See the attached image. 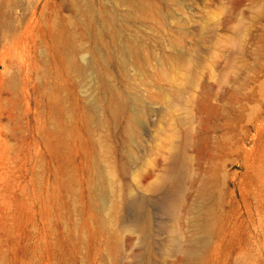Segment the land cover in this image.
Here are the masks:
<instances>
[{"label":"rangeland","instance_id":"rangeland-1","mask_svg":"<svg viewBox=\"0 0 264 264\" xmlns=\"http://www.w3.org/2000/svg\"><path fill=\"white\" fill-rule=\"evenodd\" d=\"M15 1L18 13L14 21L5 13L3 25L18 27L23 16L39 14L40 52L47 50L42 46L50 22L65 21L86 46L78 53L82 64L90 61L89 49L96 50L125 104L117 122L109 119L102 129L86 126L92 69L84 76L60 68L53 76H33L27 92L21 80L16 91L0 89V264H185L177 246L186 244V238L173 234L171 225L177 213L180 221L184 218L192 182L199 177L210 180L208 204L220 206V211L216 208L219 217L205 241L200 231L196 264H264V0H151L160 15L132 18L117 39L135 38L148 54V62L128 65L114 51L107 53L70 0ZM117 5L122 12L128 8ZM0 33V53L17 74L20 44L8 41L5 29ZM237 35L242 37L240 48L226 44V37ZM169 36H178L181 43L173 46ZM105 39L111 44L110 36ZM164 52L171 55L165 60L167 81L155 73ZM150 73L156 74L154 85L146 81ZM49 90L61 98V122L71 130L64 146L50 143L42 133ZM159 90L165 92L162 97L154 93ZM139 108L146 115L136 120ZM132 120L134 130L124 141V128ZM186 127L193 130L178 185L151 194L147 188L171 161V145L180 140L177 131ZM99 135L108 146L102 148L103 162L87 146ZM106 164L115 169L120 217L147 222L142 237L122 228L121 218L115 225L108 219L105 196L94 189L100 165ZM182 198L186 203L177 211L173 201ZM110 226L116 228L115 236Z\"/></svg>","mask_w":264,"mask_h":264},{"label":"bare ground","instance_id":"bare-ground-1","mask_svg":"<svg viewBox=\"0 0 264 264\" xmlns=\"http://www.w3.org/2000/svg\"><path fill=\"white\" fill-rule=\"evenodd\" d=\"M111 1L115 3L114 6H109L108 4H102L100 6L96 0H70L74 9L77 11L80 17H82L81 20L85 27L90 31L92 28L95 29L94 37L100 40L108 54H112L114 51L115 54H117L122 59L123 65H128L133 61L148 62V54H146L145 47L139 40L132 37H126L124 42H119L117 39L120 37L122 30L132 18H148L160 15L158 4L151 0ZM120 3L127 4V10L122 12L117 7V4ZM17 7L20 6L16 4L15 0H0V30L2 31V28L3 30L5 29V36L11 37L10 40L4 37L6 40L12 41L13 39L12 42L15 44H20V49L15 60L17 74L11 72L12 66L14 65L12 61L8 60L4 54L0 53L2 56H0V66L1 64L3 66V69L0 68V89L16 91L19 83L22 82L21 87L27 92L29 91L30 79L33 76L43 77L44 74H48L50 72L53 73V76L54 73L56 75V73L59 72L58 68H60L66 74L71 75L73 73H77L84 76L87 72V69H92L94 74V81L91 85L93 99L90 105L89 113L87 114L84 123L88 127L93 125L96 129H102L106 126L109 119L117 122L120 109L125 104V99L121 89L115 84L111 83L107 78L105 73V64L100 54L94 49H89L91 52L90 61L87 65L82 64L78 53H80L82 47L85 48L86 46L78 43L75 33L65 26V24H67L65 21L56 20L51 21L49 27L47 28V33L45 34L44 32L46 35V44H43L42 47H44L45 50L47 48V50L43 51L38 45L41 51L37 52V36L39 33L41 34V26L39 25L40 18H38L39 14L38 16L34 15L35 17L23 16L21 21L19 20L20 24L18 27H14L12 22H8L7 25L2 24L4 15L6 16L5 13L8 12L12 18L11 21H14V17H16V14L18 13ZM21 10L19 13H21ZM107 35L110 36L111 44L105 39V36ZM177 37L169 36V40L173 46H178L181 43L180 38ZM1 42L2 41L0 39V46ZM225 42L229 46H236L240 48L242 45V37L241 35L226 37ZM14 43L12 44L14 45ZM12 44L11 47H14ZM16 46L17 45H15V47ZM176 56L180 58L181 54L178 53ZM170 57V54L164 52L165 59L161 61V63L156 67L155 71V73H159V78H163L165 81H167L169 75L165 60H170ZM146 81L147 83L154 85V83L157 81L156 74L150 73V76ZM53 88H56V86H51V89ZM154 93H156L155 95L162 97V94L165 92H161L159 90V92ZM44 98L48 102V116L42 122V133L44 138L52 144L55 142H61L63 146L67 145V137L70 136L71 130L66 126H63L61 122L62 113L60 105L62 104V100L57 96V94L53 92V90L45 92ZM73 103H75V101H73ZM74 106L75 104L73 105V108ZM134 113L136 115V120H138L139 117L146 115V112L143 110V108H139L138 110L134 111ZM135 115H133V117ZM133 130L134 121L132 120L127 123L124 128V141H126V139L132 135ZM192 130V127H186L185 129H180L177 131L176 137H179L180 140H174L175 142L171 145V148L174 149V151L172 150L171 152V161L164 166L162 172L158 176L157 181L152 183L147 188L151 194H156L157 196V194H162L166 190L172 191L178 185L182 177L183 170H185L187 166L186 161L189 157V153L186 145L187 139L189 136H191ZM87 146H89V150L92 153L95 152V156L100 159L99 161L103 162L105 153L102 148L107 146L104 137L99 135L96 141L92 142L89 140ZM60 153L62 154V151H60ZM100 168H102V170H97L98 174L94 182V189L97 193H102L105 196L104 201L106 206L105 208L107 209L108 219L112 225H115L116 220L121 218L120 216L122 211V200L120 199L121 196L119 195L120 190L119 188L114 187L112 180L115 169L111 164L100 165ZM208 181L210 180H200L199 177L192 182V187L194 189L192 194L193 196L190 201L187 202V206L185 205V208L183 206L186 201L183 200V198L181 200L175 199L173 201L177 211L182 209V207L185 210V215L182 221H180L177 213V217L174 219V222L171 225V232L173 234H183L186 238V244H180L177 246L179 258L181 261H185V264H196L197 261L200 260V231L204 232L203 239L205 241L213 230L214 220L219 217L217 209L220 206L216 207V205L210 206L208 204V196L211 195L208 192ZM67 185L70 186L71 184L68 183ZM222 201L219 203H222ZM120 226L130 230L131 234L136 235L137 237H142L148 230L146 221L135 222L131 219L121 218ZM109 229L114 236L117 234L115 227L110 226ZM109 252L110 254L114 252L112 242L110 244Z\"/></svg>","mask_w":264,"mask_h":264}]
</instances>
